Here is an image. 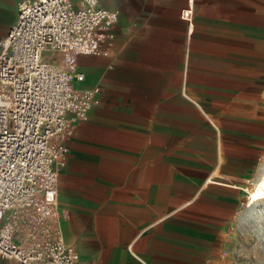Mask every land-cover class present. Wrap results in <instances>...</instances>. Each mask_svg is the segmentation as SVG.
Segmentation results:
<instances>
[{
	"label": "crops",
	"instance_id": "crops-1",
	"mask_svg": "<svg viewBox=\"0 0 264 264\" xmlns=\"http://www.w3.org/2000/svg\"><path fill=\"white\" fill-rule=\"evenodd\" d=\"M20 1L0 0V47ZM99 3L119 16L77 56L93 103L58 138L49 225L82 264H220L264 161V0H193L192 31L190 0Z\"/></svg>",
	"mask_w": 264,
	"mask_h": 264
},
{
	"label": "built area",
	"instance_id": "built-area-1",
	"mask_svg": "<svg viewBox=\"0 0 264 264\" xmlns=\"http://www.w3.org/2000/svg\"><path fill=\"white\" fill-rule=\"evenodd\" d=\"M119 12L99 0H21L0 47V254L20 264H82L59 227L58 138L87 117L79 54L103 52ZM181 16L193 30V0ZM73 114L70 117V114Z\"/></svg>",
	"mask_w": 264,
	"mask_h": 264
},
{
	"label": "rangeland",
	"instance_id": "rangeland-1",
	"mask_svg": "<svg viewBox=\"0 0 264 264\" xmlns=\"http://www.w3.org/2000/svg\"><path fill=\"white\" fill-rule=\"evenodd\" d=\"M256 177V181L254 179L253 184L246 187L244 209L230 223L223 238L220 264H264V197L257 196V190L252 194L249 192L256 184L264 193V161Z\"/></svg>",
	"mask_w": 264,
	"mask_h": 264
},
{
	"label": "snow or ice",
	"instance_id": "snow-or-ice-1",
	"mask_svg": "<svg viewBox=\"0 0 264 264\" xmlns=\"http://www.w3.org/2000/svg\"><path fill=\"white\" fill-rule=\"evenodd\" d=\"M256 195L259 197H264V193H262V192H258Z\"/></svg>",
	"mask_w": 264,
	"mask_h": 264
},
{
	"label": "bare ground",
	"instance_id": "bare-ground-1",
	"mask_svg": "<svg viewBox=\"0 0 264 264\" xmlns=\"http://www.w3.org/2000/svg\"><path fill=\"white\" fill-rule=\"evenodd\" d=\"M261 186H263L262 183H261ZM257 191H258V192H261L260 188H258Z\"/></svg>",
	"mask_w": 264,
	"mask_h": 264
}]
</instances>
